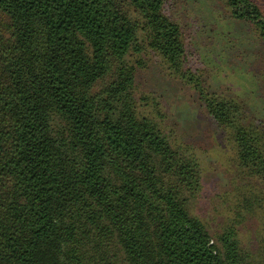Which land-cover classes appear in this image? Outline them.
I'll list each match as a JSON object with an SVG mask.
<instances>
[{"label": "trees", "instance_id": "obj_1", "mask_svg": "<svg viewBox=\"0 0 264 264\" xmlns=\"http://www.w3.org/2000/svg\"><path fill=\"white\" fill-rule=\"evenodd\" d=\"M215 1L264 45L256 0ZM177 4L0 0V264H264V236L253 249L240 233L253 205L213 233L193 211L194 146L158 95H137L156 58L264 184V128L188 68Z\"/></svg>", "mask_w": 264, "mask_h": 264}, {"label": "rangeland", "instance_id": "obj_2", "mask_svg": "<svg viewBox=\"0 0 264 264\" xmlns=\"http://www.w3.org/2000/svg\"><path fill=\"white\" fill-rule=\"evenodd\" d=\"M256 1L264 12V0ZM177 2L173 16L186 37L188 68L202 75L211 92L244 105V124L264 128V45L222 8L214 6L215 0ZM137 85L139 97L159 96L170 120L201 160L203 188L194 213L215 233L235 221L238 210L244 212L241 204L250 202L254 217L242 224L240 233L245 246L256 249L264 236V184L251 185L243 177L233 161L225 131L200 106L194 89L170 74L156 58L148 61Z\"/></svg>", "mask_w": 264, "mask_h": 264}]
</instances>
